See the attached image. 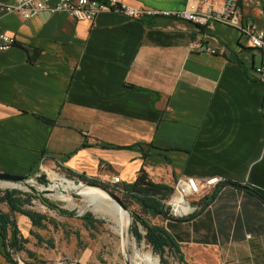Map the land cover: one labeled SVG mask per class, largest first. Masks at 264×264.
Returning a JSON list of instances; mask_svg holds the SVG:
<instances>
[{"label":"crops","instance_id":"1","mask_svg":"<svg viewBox=\"0 0 264 264\" xmlns=\"http://www.w3.org/2000/svg\"><path fill=\"white\" fill-rule=\"evenodd\" d=\"M123 1L180 11L202 0ZM240 3L247 14L259 9L255 22L264 31V0ZM0 26L17 40L0 51V173L26 176L37 167L108 185L112 177L130 184L143 169L173 189L179 177H220L199 216L157 224L171 233L187 264H264V81L256 73L263 54L245 36L219 24L201 28L118 13H100L94 21L64 12L28 20L10 14ZM194 40L218 53L191 52ZM26 49L38 51L33 64ZM41 213L67 225L69 242L61 229L49 227L39 235L53 238L55 249L38 247L29 235L38 231L17 216L26 225H19L30 241L26 248L39 260L115 261L105 235L91 245L77 219ZM25 256L17 253L14 260L34 263ZM0 264H10L1 242Z\"/></svg>","mask_w":264,"mask_h":264},{"label":"trees","instance_id":"2","mask_svg":"<svg viewBox=\"0 0 264 264\" xmlns=\"http://www.w3.org/2000/svg\"><path fill=\"white\" fill-rule=\"evenodd\" d=\"M28 59L31 64L35 62L38 51L26 49ZM132 90L144 92L139 88L131 86ZM45 121L53 124L54 122L45 119ZM140 148V146H138ZM35 172V170H32ZM69 178L77 177L81 180L96 183L110 188L117 192L127 205L135 204L140 208L141 214H136L130 228V236L133 237L138 247L145 245L155 255L159 256L162 264H167L163 257L166 253L172 255L180 264H187L180 250L179 244L176 242L171 233L157 224L158 220L170 219L173 221H189L199 216L208 203L198 205V208L190 215L183 218H174L169 214V210L165 207L163 201L167 200L173 193L174 189L163 183L154 182L149 175L142 169L136 179L130 184H117L114 186L104 185L103 183L94 180L90 177L79 176L67 173ZM32 192H24L18 188L15 189H0V204H4L7 211L0 209V242L5 259L10 264H20L14 260L17 253L25 252L29 259H33L31 264H50L46 261L39 260L35 254L26 248L29 244V239L23 238L17 216L26 218L31 226L38 232L31 231L29 235L36 239V245L41 247L46 245L50 250L55 249V240L53 238L45 239L39 235V232H47L49 227L56 232L61 229L66 242H69V235L66 232L67 225L58 222L56 219L28 209L35 206V201L45 207L48 211L55 213L57 216L64 219H77L82 227L89 233V238L92 241L101 235L109 234L105 227L106 222L101 219H96L90 212H85L78 216L77 209H73V205L66 201L53 200L40 195L34 189ZM217 192V191H216ZM256 194L255 192L251 191ZM257 195V194H256ZM264 201V199H263ZM47 236V234H46ZM75 236L80 242V236L75 233ZM105 243H108L105 241ZM85 244V243H84ZM87 245H85L86 247ZM82 249L81 244L78 245ZM27 264V263H21Z\"/></svg>","mask_w":264,"mask_h":264},{"label":"built area","instance_id":"3","mask_svg":"<svg viewBox=\"0 0 264 264\" xmlns=\"http://www.w3.org/2000/svg\"><path fill=\"white\" fill-rule=\"evenodd\" d=\"M250 9L251 14H247L240 0H202L199 3H188L180 11H161L145 6L132 7L123 0H12L11 2H0V18L17 14L23 20H28L41 12L49 14L64 12L78 21H94L100 13H118L128 19L136 20L143 16L170 17L188 21L201 28L212 23L224 25L245 36L250 47L262 52L263 60L256 73L264 81V31L259 29L255 22L257 16L262 13L258 12L257 7ZM203 43V40H194L189 44V50L200 53H218ZM16 45V38L5 32L0 26V51H6ZM63 177L68 176L63 175ZM107 181L109 182L108 186L120 183L118 177H112ZM220 182V177H179L175 181L172 195L163 203L172 217L183 218L191 214L193 205L197 208L198 205L212 199ZM18 189L32 192L31 189L24 190V187ZM84 212H78V216Z\"/></svg>","mask_w":264,"mask_h":264},{"label":"water","instance_id":"4","mask_svg":"<svg viewBox=\"0 0 264 264\" xmlns=\"http://www.w3.org/2000/svg\"><path fill=\"white\" fill-rule=\"evenodd\" d=\"M32 172L26 176H15L7 173H0V182L12 185L6 189H15L20 187L36 188L37 192L42 196L52 197L55 195L67 196L70 201H84L88 204L92 203L93 196L85 190L95 189L100 191L102 198H108L110 201L115 203L124 212H126L129 217L131 216V209L127 203L121 198V196L100 184L84 181L81 179H73L68 177H63L59 175H52V173L44 170L40 171L37 167ZM196 210L193 205L191 214ZM130 236V229L123 233L121 237V254L124 260V264H133L132 256H130V248L128 247V241ZM140 255V254H139ZM141 262L144 258H137ZM143 263V262H142ZM147 264H161L160 257H156L150 260Z\"/></svg>","mask_w":264,"mask_h":264},{"label":"rangeland","instance_id":"5","mask_svg":"<svg viewBox=\"0 0 264 264\" xmlns=\"http://www.w3.org/2000/svg\"><path fill=\"white\" fill-rule=\"evenodd\" d=\"M8 187H10V186H7L6 183L0 182V189L3 190V189H6ZM29 189L30 188H28V187H24V190H29ZM31 189H34L35 191H37L36 188H31ZM56 196H62V195H55V198L57 199ZM45 197H48V196H45ZM62 197H63L62 201H66L68 203L74 204L73 206H74V208H76L78 210V212H81V211L90 212L96 219H101V220H104L106 222L105 227H106V229L108 231L107 233H109V234H105L104 237H105V240L109 244V246H108L109 252H111V250H112V252L115 253V261L111 259L112 260L111 264H124V260H123L122 254H121L120 238L114 232V230L112 229L111 220L109 218H107V217H103L100 213H96V214L93 213L92 212V205L88 204L87 202H84V201H81V200H79V201H70L67 196H62ZM49 198L52 199V197H49ZM128 206L131 209L130 226H129V229H130L132 227V222H133V220L135 218V215L136 214H141V211H140V208L137 205H135V204H131V205H128ZM33 208H34L33 209L34 211H37V212H40V213L45 211V209H46L38 201H36L35 206ZM0 209L7 211V208H6V206L4 204H0ZM28 209H31V208H28ZM28 223H29V221H28ZM19 225L22 228L26 227V225L23 222L22 218L20 220ZM88 239H89V242L91 243V245H94V244H92L93 241L89 237H88ZM129 240L131 242V244H130V256H132L133 264H138L139 263L138 259L136 257H134V253L135 252L139 253L142 258L147 257V258H149L151 260H153L154 258L158 257L151 250L146 248L145 245H142V246L138 247L136 242H135V240L133 239V237L129 236ZM19 256L21 257L20 254H19ZM25 257L27 258V256H25ZM163 259H164V261L167 264H180L177 261V259H175L169 253H166L164 255ZM22 262L25 263V260L22 261ZM160 262H161V259H160Z\"/></svg>","mask_w":264,"mask_h":264},{"label":"bare ground","instance_id":"6","mask_svg":"<svg viewBox=\"0 0 264 264\" xmlns=\"http://www.w3.org/2000/svg\"><path fill=\"white\" fill-rule=\"evenodd\" d=\"M7 186H12L6 184ZM87 193L89 192L91 196H93V201L90 203L92 205L93 213H100L103 217H107L112 222V229L120 238V246H121V237L124 232L129 231L130 226V217L124 212L120 207H118L115 203L110 201L108 198H102L100 191L95 189L85 190ZM130 240L128 241V247L130 248ZM134 257L140 258L139 253L135 252ZM151 259L144 257L143 263L138 259V264H147Z\"/></svg>","mask_w":264,"mask_h":264},{"label":"clouds","instance_id":"7","mask_svg":"<svg viewBox=\"0 0 264 264\" xmlns=\"http://www.w3.org/2000/svg\"><path fill=\"white\" fill-rule=\"evenodd\" d=\"M73 209H74V206H73ZM84 213H85V212H84ZM84 213H83V214H84Z\"/></svg>","mask_w":264,"mask_h":264}]
</instances>
